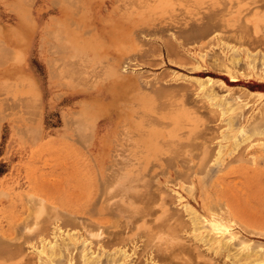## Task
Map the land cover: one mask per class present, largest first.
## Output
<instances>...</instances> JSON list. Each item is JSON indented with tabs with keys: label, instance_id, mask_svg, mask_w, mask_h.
I'll return each instance as SVG.
<instances>
[{
	"label": "rangeland",
	"instance_id": "374dc122",
	"mask_svg": "<svg viewBox=\"0 0 264 264\" xmlns=\"http://www.w3.org/2000/svg\"><path fill=\"white\" fill-rule=\"evenodd\" d=\"M1 33L0 264H264V0H0Z\"/></svg>",
	"mask_w": 264,
	"mask_h": 264
},
{
	"label": "bare ground",
	"instance_id": "6f19581e",
	"mask_svg": "<svg viewBox=\"0 0 264 264\" xmlns=\"http://www.w3.org/2000/svg\"><path fill=\"white\" fill-rule=\"evenodd\" d=\"M54 2V1H53ZM10 50V49H9ZM233 51V50H232ZM3 53V52H2ZM77 61V60H76ZM66 63V62H65ZM114 69H113V71L116 69L115 67H113ZM55 71V70H54ZM117 72V71H116ZM114 73H115V71H114ZM116 74V73H115ZM123 76V75H122ZM120 74H117V77L118 78H121L122 77ZM210 79H213V78H211V77H205V78H199V81H203V80H210ZM121 80V79H120ZM84 81V80H83ZM206 83V82H205ZM90 86V85H89ZM91 88V87H90ZM121 92V90H120V88L119 89H117V92H116V96H118V93H120ZM108 94H109V98H108V100H107V107L110 109V108H112V107H115V105H116V102L114 101V99H112L111 98V96H110V92H108ZM211 94V93H210ZM2 100V99H1ZM7 101V100H6ZM235 102V101H234ZM4 103V102H3ZM9 105V104H8ZM24 105V104H23ZM4 107V106H3ZM6 114V113H5ZM91 117V116H90ZM89 117V118H90ZM74 119V118H73ZM88 120V119H87ZM179 150V149H178ZM128 165V164H127ZM128 184V183H127ZM192 220V219H191ZM215 220V219H214ZM213 220V223H211L210 224V227L209 228H211V227H213L214 229L215 228H217V231L219 230V231H221L222 230V232L223 231H227V237H228V239L226 238V240L227 241H230V239L231 238H236V236H235V234L234 233H232V232H230L229 233V235H228V227L227 226H230V225H228L227 223H225V224H223L222 222H220V224H217V223H214L215 221ZM218 220H216V222H217ZM218 223H219V221H218ZM222 223V224H221ZM230 224V223H229ZM209 225V224H208ZM225 225H227V226H225ZM213 228H211V230L213 231L214 229ZM152 229V228H151ZM210 230V229H209ZM216 231V230H215ZM213 233V232H212ZM224 233V232H223ZM226 233V232H225ZM217 235V234H216ZM235 236V237H234ZM212 238H214V237H212ZM203 239V238H202ZM233 239H231V240H233ZM205 240V239H204ZM212 241L214 240V239H211ZM203 241V240H202ZM50 242H51V240H50ZM208 243V242H207ZM231 243V242H230ZM223 245L225 244V243H222ZM240 244V243H239ZM218 245V244H217ZM242 245H244V244H242ZM245 245H247V244H245ZM46 247V248H45ZM181 247V246H180ZM220 248V247H219ZM222 248V247H221ZM47 250L49 253H51L52 251H53V249H54V244L52 243V244H47V245H44V247L42 246V250ZM224 250V249H223ZM239 250V249H238ZM243 250H245V249H243ZM247 250V249H246ZM43 252V251H42ZM55 252V251H54ZM121 252V251H120ZM225 252V251H224ZM124 253V252H123ZM121 254V253H120ZM60 255V254H59ZM198 255V254H197ZM124 257H125V254L123 255ZM65 259V258H64ZM154 259V258H153ZM232 259V258H231ZM241 260V259H240ZM172 261V260H171ZM89 263V262H88ZM87 264V263H86ZM95 264V263H94ZM171 264V263H170Z\"/></svg>",
	"mask_w": 264,
	"mask_h": 264
},
{
	"label": "crops",
	"instance_id": "0c3cea01",
	"mask_svg": "<svg viewBox=\"0 0 264 264\" xmlns=\"http://www.w3.org/2000/svg\"><path fill=\"white\" fill-rule=\"evenodd\" d=\"M0 36H2V37H4V36H5V37H6V36H7V34L1 33V34H0Z\"/></svg>",
	"mask_w": 264,
	"mask_h": 264
}]
</instances>
